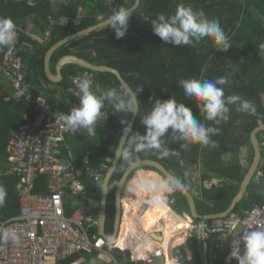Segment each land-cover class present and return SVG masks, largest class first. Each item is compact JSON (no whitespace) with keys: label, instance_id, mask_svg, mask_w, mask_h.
Returning <instances> with one entry per match:
<instances>
[{"label":"trees","instance_id":"obj_1","mask_svg":"<svg viewBox=\"0 0 264 264\" xmlns=\"http://www.w3.org/2000/svg\"><path fill=\"white\" fill-rule=\"evenodd\" d=\"M99 1L95 4L96 9L108 16L107 8L101 0ZM114 1L116 8L135 4V0L129 3H126V0ZM179 3H192L194 7L202 8L210 18L219 19L226 32L233 37V45L227 51H221L214 49L210 40L201 41L193 48L164 42L152 32L150 21L146 20L145 16L152 19L157 12H173ZM79 5L85 6L84 1L81 0L77 3L72 1L68 6L59 5L55 9L50 0H33L32 2L30 0H0V16L11 17L17 22L18 29L22 33V41L28 42L24 20L30 15L34 16V20L41 31L45 32L48 27L52 29L49 40L33 41L34 52L23 54L24 57L28 56L31 59L29 65L25 63L24 59V70L25 82L33 92H40L43 82H49L44 69V57L47 51L57 42L76 33L72 25H63L60 20L62 17L75 18L78 14ZM50 21H53L52 25ZM95 25L96 22L90 21V24L81 30ZM103 30L73 40L59 48L54 54L53 64L69 55L71 49H79L81 52L95 50L99 55V59L93 62L95 65L118 70L124 80L132 86H144L143 91L138 94L142 114L147 111L146 107L150 108L154 104V101H150L149 97L155 96L161 100H167L174 96L178 102H184L186 107L191 108L196 118H201L199 108L193 101L185 100L183 89H180L177 81L182 78H199L201 76L214 79L231 73L232 83L225 89L226 94L237 93L245 96L256 104L258 113L264 115L261 99V95L264 93V58L260 56L258 48L259 44L264 43V0H141L139 7L130 19L128 33L123 37V39L125 38L124 43L122 41L116 44L119 48L117 53H115V49L109 53L107 46L105 47L109 42L104 39L108 37L109 33L107 37L101 38L100 35ZM106 31L111 32L112 30L109 28ZM130 31L131 33H129ZM114 40L117 42L116 37ZM126 40L128 43H125ZM78 57L82 56L78 54ZM26 65L28 69H26ZM83 72L94 74L102 88L117 86L120 83L112 73H95L76 65H66L64 78L58 84L62 90V102L56 109L53 101L48 98L46 101L52 104L58 113H68L69 106L66 108V103L70 104L73 99L67 97L64 91L73 87V78ZM129 73H139V79H136L135 75H129ZM0 79L7 82L5 84L0 80V183L6 186L9 193L6 206L0 209L1 223L19 216L21 212V200L18 192L20 180L12 173L13 164L8 151L12 141V132H23L33 128L36 125L38 113L31 103L26 102L25 99L18 100L16 98L10 80L1 74ZM124 117H126L125 113L120 116L113 115L107 124L101 123L97 127V135L94 137L83 135L64 137L62 143L63 159L68 158L67 149L70 145L74 143L77 147L76 157L70 168H80L90 154L95 155L94 164L104 161L107 157L113 159L112 147L117 145L122 135L123 125L120 120ZM129 119L131 120L132 117ZM259 126L261 125L257 124L256 117L239 114L233 110L230 121L220 125V135L214 137L219 142V146L215 150L194 146L190 151L182 153L179 159L161 161L153 156L148 160L161 163L167 170L174 169L185 179V172L188 167L198 165L199 158H202L205 169L204 178L209 179L211 184L202 190L203 200L202 202L198 201V211L201 215L221 214L230 208L249 172L254 157L251 134ZM133 131H139L141 134L146 133V128L141 123L140 114L136 118ZM169 146L178 147L174 144ZM243 147L252 151V159L248 167H243L238 158L240 149ZM228 153L231 155L230 160L225 161L224 156ZM148 168L157 172L152 167ZM118 178L119 173L115 172L112 180ZM48 183L49 177L41 175L33 193L46 192ZM83 185L88 194L99 203V206L93 211L94 215L98 217L102 192L91 180L85 179ZM117 188L108 192L106 234L109 236L114 233ZM176 196L181 199L182 209L178 213L182 214L184 208L189 210L185 196L183 194H176ZM263 203L264 179L256 180L254 178L245 199L236 206L234 212L242 214L243 210ZM82 205L89 207V202L84 199ZM184 219L187 220V218ZM209 223H213V221L211 220ZM187 227L189 228V226ZM183 228L171 232L166 241L171 240L172 234H176ZM121 231L122 227L120 233ZM111 252L121 255L119 250L114 251L112 249Z\"/></svg>","mask_w":264,"mask_h":264},{"label":"clouds","instance_id":"obj_2","mask_svg":"<svg viewBox=\"0 0 264 264\" xmlns=\"http://www.w3.org/2000/svg\"><path fill=\"white\" fill-rule=\"evenodd\" d=\"M136 8L137 5L119 6L104 18L103 26L110 28L117 39L125 37ZM145 19L150 21L155 35L176 46L193 48L201 41L210 40L214 49L227 51L233 45V37L226 32L220 20L210 18L202 8H196L192 3H179L173 12L161 11L155 13L154 18L145 16ZM17 35V22L11 17L0 16V47L14 46ZM49 38L44 34V39ZM258 48L260 56L264 58V43L259 44ZM129 75L139 79V73ZM231 75L229 73L214 79L203 76L182 78L177 81L180 89H183L185 100L193 101L199 108L201 118H196L192 109L186 107L184 102H178L174 96L167 100L149 97L154 104L146 107L147 111L142 114L138 94L143 91V85L132 86L122 81L117 86L102 88L87 73L74 81L73 95L79 103L71 107L70 112L59 116L63 127L81 132L83 136L94 137L109 110L126 114L120 120L122 135L112 149V171L118 172L119 178L112 180L110 175L98 176L95 185L105 194L113 188L122 187L127 197L133 198L132 206L140 210L138 215L129 218L131 231L128 243L124 245L133 255L149 254L157 247L155 241L159 238H154L155 230L148 227L152 216L171 214L173 195L188 191L184 176L174 169L153 172L145 165L146 160L153 156L161 161L179 159L182 153L194 146L215 150L219 142L214 137L220 135L219 126L230 121L233 110L256 117L257 124L264 126V115L258 113L252 100L237 93L226 94L225 89L232 83ZM137 114H140L141 123L146 128L145 134L133 131L129 118ZM170 144L178 147L172 148ZM8 197V189L0 183V209L6 206ZM34 217L35 214L26 217L29 221L26 227L35 223ZM241 233L242 241H234L229 259L234 258L238 264H264V226L257 223L253 230L245 229ZM21 239L22 233L16 226L0 224V243L20 244ZM241 242L244 245L243 255H240ZM114 244V237L109 236L106 254L111 253ZM90 264H97L96 258ZM168 264H185V258L179 250H174Z\"/></svg>","mask_w":264,"mask_h":264},{"label":"built area","instance_id":"obj_3","mask_svg":"<svg viewBox=\"0 0 264 264\" xmlns=\"http://www.w3.org/2000/svg\"><path fill=\"white\" fill-rule=\"evenodd\" d=\"M101 1L107 10L116 9L114 0ZM100 18L103 19V16ZM50 24L52 25V22ZM50 36L49 28L45 37ZM21 37L22 33L18 29L15 45L10 48L0 47V74L12 82L18 100L25 99L32 104L38 118L33 128L12 132L8 151L13 164L12 173L20 180L18 192L21 212L19 216L0 224L16 226L22 233V239L20 244L0 243V264H86L83 255L88 251L98 252L114 264H119L111 253L106 254L107 239L99 234V219L93 213L95 204L83 185L85 179L95 183L96 177L107 175L113 160L107 157L104 161L94 164L95 155L90 154L78 169H71L63 161L64 137H76L82 133L63 127L59 120L62 113L55 111L52 104L43 100L26 84L23 54L29 52L32 45L22 41ZM85 73L91 75L94 82L100 85L96 76L89 72L74 77L73 87L64 91L67 97L73 99L68 112L79 103L78 98L73 95L74 81ZM122 114L109 110L102 123L107 124L113 115ZM41 175L49 177L48 190L44 193H33ZM255 179H264V163L257 170ZM84 199L89 202V207L82 205ZM30 214H35V223L26 227L29 223L26 217ZM257 223L264 226V203L256 204L242 211V214L232 211L214 223L193 219L186 229L188 237L196 242L198 257L190 247L176 246L169 250V244L159 245L157 240V247L151 253L133 255L128 248L118 246L119 235L115 239L113 249L122 253L128 252L129 259L125 260L129 264H168L174 250L182 253L185 264H238L234 258L229 259L234 241H242L241 232L245 229L253 230ZM29 232L31 235H28ZM129 233L126 234V244ZM239 248L240 255H243L242 242Z\"/></svg>","mask_w":264,"mask_h":264},{"label":"crops","instance_id":"obj_4","mask_svg":"<svg viewBox=\"0 0 264 264\" xmlns=\"http://www.w3.org/2000/svg\"><path fill=\"white\" fill-rule=\"evenodd\" d=\"M32 1L33 0H30V2H32ZM50 1L52 2L53 7L55 9H57L59 5L68 6V5L71 4L72 1H73V3H77V2H80L81 0H50ZM83 1L85 3V6L79 5L78 11H77L78 14H77V16L75 18L67 19V18H63L62 17L61 20H60V23H62L63 25H72V28L74 30H76V33H73V34H78V33L81 34V32H84V31L87 30V29L81 30V28H83L86 25L90 24V21H94V22H96L95 26H97L99 28H97V30H94V31H91V32H86L85 34H81L78 38H81V37H84V36H88V35H90V34H92L94 32H98V31H101V30L104 29L103 32H101V35H100L101 38L107 37V35L109 33L108 37L106 39H104L106 42H109L108 44L105 45V47L107 46L106 48L109 51V53L113 52L114 49H115V53L119 52L118 51L119 48L117 47L116 44L120 43L122 41H123L122 43H124L125 38L124 39L123 38H120V39L116 38L117 42H115V40H114V38L116 37L115 33L113 31H111V32L110 31H108V32L106 31L109 28L103 26V20H104V18H106L107 14L106 13H104V14L101 13V11H98L96 9V6H95V4L97 2H100V1H95V0H83ZM129 2H132V0H126V3H129ZM137 2H138V0H135V4L134 5H136ZM138 7L139 6H137V8ZM107 12L110 14L112 11H110L108 9ZM101 15L103 16V19L100 18ZM20 25H22V23H20ZM24 25L26 26V37H27V40L32 45V49H29V52H31V54H32L34 52V50H35L34 45L32 43L33 41L40 42V41H44V40L45 41L49 40V39H44V34L49 29V27H48V29L45 32L43 30L41 31L39 29V27L37 26L33 15L28 16L24 20ZM92 27H94V26H92ZM112 33H113V35H112ZM129 33H131V31ZM73 34H71V35H73ZM110 36H112V37L110 38ZM78 38H76V39H78ZM76 39H74V40H76ZM128 40H126L125 43H128ZM50 49L48 51H50ZM48 51H47V53H48ZM56 51L53 52V54L51 56V59L49 61V70H50V74L49 75L51 77L55 78V79L50 78V76L47 75L46 70H45V73H46V76H47L49 82H43L42 87H40L41 91L40 92L37 91L35 93L37 95H39L40 97H42L43 100H45V101H47V98L50 99L51 101H53L52 103H54L56 105V109H57V107L62 102V90H60L58 84L60 82H62V80L64 78L65 66L69 65L71 63L65 64L62 68H60L59 67V62L62 59L61 58L55 64H53V57H54V54H55ZM47 53H46V55H47ZM78 54H80L82 57H78ZM46 55L44 57V69H45ZM111 55H108V56H111ZM67 56H73V57H76L78 59L87 61V62H89L90 64H92L94 66H98V65H95L93 62H95V60L97 61L99 59V55L97 54V52L95 50H92V49L91 50H87V51H83V52H81V50H79V49H75V50L71 49L70 50V54L67 55ZM67 56H65V57H67ZM24 59L26 61L25 63L27 65H29L31 59L28 56L24 57ZM102 60H103V58H102ZM27 65H26V69H28ZM72 65H76V64H72ZM76 66H79V65H76ZM79 67H81V66H79ZM81 68H83V67H81ZM83 69H85V68H83ZM89 71H93V70H89ZM0 80L3 83L7 84L6 81H4L2 79H0ZM56 80H58V81H56ZM261 99H262V103H263V106H264V93L261 95ZM68 106H69V103L67 102L66 103V108H68ZM258 138H259L260 145H261V150H262V161H261V165H262L264 163V131L259 132ZM253 150H254V148H253ZM67 152H69L68 153V158L65 157L63 159V161L70 167L72 165L75 157H76L75 153H77V147H75L74 143H73V145H70L68 147ZM230 156L231 155L228 153L227 155L224 156V160L225 161H229L230 160ZM251 157H252V151L249 148L243 147V148L240 149V152L238 154V158H239L240 163H241V165L243 167H248L250 165L249 163H250V161L252 159ZM253 159H254V157H253ZM153 172H155V171H153ZM157 173H158V171H157ZM204 174H205V169L203 167L202 158H199L198 165H191L190 167H188L187 171L185 172V182L188 185V190L189 191H192L191 189H193V193L194 194L193 193L192 194H193V197L195 199L196 207L198 206V203L202 202V200H203L202 199L203 198L202 197L203 196L202 195V190L205 189V188H208L210 186V184H211V181L209 179H205L204 178ZM219 181H221V180L219 179ZM240 189H241V187H240ZM239 192H240V190H239ZM125 195H126V193L123 190V195H122V209H123V211H122L121 223L123 222V216H124L123 200L125 198ZM92 198H93L92 202L95 204V208H97L99 206V203L94 200V197H92ZM172 198H173L172 199V203L170 205L171 214H169V213L168 214H166V213L163 214V216L165 215L171 220V223H167L168 226L166 227V220H162V221L160 220L161 229H159L158 226L155 227L154 230H155L156 233H154V238H159V239H157V243H159V245L163 244V245L166 246V242H167L166 238L170 234V232L175 231V230H179V229L184 227L182 230H180L176 234H172L173 238L167 243V244H169L168 245L169 250H170L171 247H176V246L182 247V248H189L190 247L193 250V253L198 257V251H197V247H196V242H195V240L193 238H189L188 237L189 233H188V230L186 229V226H190V222L193 219L194 220H197V219H195L192 216V214L190 212V208H189V210L184 208L182 210V213H184L183 215L177 213L176 210H175L176 208H174V206L181 207V199L179 198V196H176V194H174ZM100 206H101V203H100ZM197 210H198V207H197ZM132 212L133 211H131V213ZM198 213H199V211H198ZM138 214H139V212H138ZM199 215H201V214L199 213ZM214 215H217V214H214ZM201 216H211V215H201ZM184 218H187V220L184 219ZM161 219H162V217H161ZM211 220L214 223L215 221H218L220 219H208L206 221L209 222ZM169 224H171V225H169ZM105 232H106V229H105ZM99 234H100V230H99ZM119 234H120V231H119L118 235ZM107 236H109V235H107ZM165 236H166V238H165ZM113 250L115 251L117 249H113ZM94 253H96L97 255L100 256V259H101L100 262H102V264H114L113 262H111V260L108 257L103 256V255H101L98 252H94ZM128 254H129L128 252H125V253L121 252V255H119V254H115V253L111 252V255L113 256V258L119 264H129L125 260V258L127 260L129 259V255ZM83 257L86 258L85 259L86 260V264H90V261L85 256V254L83 255Z\"/></svg>","mask_w":264,"mask_h":264},{"label":"water","instance_id":"obj_5","mask_svg":"<svg viewBox=\"0 0 264 264\" xmlns=\"http://www.w3.org/2000/svg\"><path fill=\"white\" fill-rule=\"evenodd\" d=\"M141 3V0H138V2L136 3L137 6H139ZM97 26L91 27L89 29H87L84 32H81V34H85L86 32H91L94 30H97ZM80 33L78 34H73L70 35L68 37H66L65 39L59 41L58 43H56L51 49L50 51H48L47 55H46V60H45V70L48 76H50V70H49V61L51 59V56L53 54L54 51H56L57 49H59L60 47L64 46L65 44L73 41L74 39L78 38L80 35ZM76 64L79 65L85 69L88 70H93L95 72H99V73H112L114 74L119 82L121 83L122 81H125L123 76L121 75V73L113 68L107 67V66H94L92 64H90L87 61L78 59L76 57L73 56H67L64 57L60 60L59 62V67L62 68L65 64ZM50 78H53L50 76ZM55 79V78H53ZM58 81V80H56ZM138 114L133 116L131 119V123H132V127H134L136 118H137ZM264 131V126H259L258 128H256L252 134H251V143L252 146L254 148V159H253V163L249 169V172L247 173L240 192L238 193V195L236 196V198L234 199L231 207L224 213L221 214H217V215H211V216H201L198 213L197 207H196V203H195V199L193 197V194L191 193V191H187L185 192L183 195L185 196L189 208H190V212L192 214V216L195 219H203V220H208V219H222L225 218L230 212L235 210V207L242 201L245 199L246 195H247V191L248 188L251 184V182L254 180V178L256 177V172L257 170L260 168L261 165V161H262V150H261V145H260V141L258 138V134L259 132ZM114 163V161L112 162V164ZM145 165L147 167H152L154 169H156L159 172H167L168 170L159 162L156 161H152V160H146L145 161ZM115 172L112 171V165L107 173V175H110V179H112V176ZM122 195H123V188L119 187L117 188L116 191V218H115V227H114V234L112 235L114 237V239L117 238L119 230H120V225H121V219H122ZM107 200H108V193H102V198H101V206H100V211H99V215H98V219H99V223H100V236L107 239L109 236H107L105 229H106V221H107V215H106V211H107ZM161 238V237H160Z\"/></svg>","mask_w":264,"mask_h":264},{"label":"bare ground","instance_id":"obj_6","mask_svg":"<svg viewBox=\"0 0 264 264\" xmlns=\"http://www.w3.org/2000/svg\"><path fill=\"white\" fill-rule=\"evenodd\" d=\"M132 199L133 198H129L127 197V195L125 196L124 200H123V204H124V217H123V222L121 223L122 226H120V229L122 227V231L119 234L118 237V246H120L121 248H125L124 245H126V234L128 232L131 231V226L129 224V218L133 215H138L139 209H136L132 206ZM131 211H133L131 213ZM162 216H157V215H153L152 219H151V223L148 225V227L152 230L155 229V227H159V229H161L160 226V219ZM158 229V230H159ZM120 231V230H119ZM166 238V236H165ZM167 245V242H166Z\"/></svg>","mask_w":264,"mask_h":264},{"label":"rangeland","instance_id":"obj_7","mask_svg":"<svg viewBox=\"0 0 264 264\" xmlns=\"http://www.w3.org/2000/svg\"><path fill=\"white\" fill-rule=\"evenodd\" d=\"M192 191H191V193H193V189H191ZM194 194V193H193ZM91 197V196H90ZM92 198V197H91ZM181 207H176V210H177V213L178 212H180L181 211ZM166 214H168V213H166ZM184 213H182V215H183ZM170 216V215H169ZM171 217V216H170ZM176 218V217H175ZM177 219V218H176ZM161 221L162 220H166V227L168 226V224L167 223H171V220L167 217V216H163L162 215V219H160ZM169 225H171V224H169ZM173 232V231H172ZM171 233V232H170ZM170 240H167V243L169 242ZM85 256L89 259V261H91L93 258H96V260H97V264H102V262H100L101 261V259H100V256L99 255H97L96 253H94V251H88L87 253H85Z\"/></svg>","mask_w":264,"mask_h":264}]
</instances>
